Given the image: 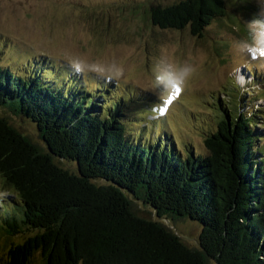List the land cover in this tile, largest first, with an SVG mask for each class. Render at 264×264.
Instances as JSON below:
<instances>
[{
  "label": "trees",
  "instance_id": "trees-1",
  "mask_svg": "<svg viewBox=\"0 0 264 264\" xmlns=\"http://www.w3.org/2000/svg\"><path fill=\"white\" fill-rule=\"evenodd\" d=\"M228 15L226 0L150 12L153 25L195 37ZM48 63L0 66V110L27 118L44 144L0 116V234H29L8 250L7 264H32L36 256L42 264H264L255 115L221 106L217 130L204 138L207 154L181 150L170 138L129 130L105 80L62 79ZM133 201L156 219L139 217ZM179 218L200 227L199 249L165 223Z\"/></svg>",
  "mask_w": 264,
  "mask_h": 264
},
{
  "label": "rangeland",
  "instance_id": "rangeland-1",
  "mask_svg": "<svg viewBox=\"0 0 264 264\" xmlns=\"http://www.w3.org/2000/svg\"><path fill=\"white\" fill-rule=\"evenodd\" d=\"M182 1L0 0V66L20 69L43 60L49 61L50 69L57 66L56 75L62 79L81 73L86 80H105L111 85L113 101L123 104L129 130L154 141L170 138L179 149L201 154H207L204 138L217 130L221 106L255 115L256 161L263 168L264 59L240 52L239 41L249 36L248 22L264 15V0H226L229 15L211 22L203 37L193 36L189 29L153 25L152 9ZM74 62L81 64L79 71ZM185 64L193 71L162 112L172 93L170 76L179 75ZM241 76L247 79L244 86L237 83ZM0 116L44 148L27 118L5 109ZM63 165L76 169L71 163ZM2 187L0 178V198ZM133 205L139 217L156 219L142 202L133 201ZM170 222L165 221L188 247L200 248L197 223L180 218ZM28 236L0 234V264H7L8 250L22 245ZM39 258L32 264H42Z\"/></svg>",
  "mask_w": 264,
  "mask_h": 264
},
{
  "label": "clouds",
  "instance_id": "clouds-1",
  "mask_svg": "<svg viewBox=\"0 0 264 264\" xmlns=\"http://www.w3.org/2000/svg\"><path fill=\"white\" fill-rule=\"evenodd\" d=\"M249 36L247 39H241L239 41V50L251 56L253 59H264V15L258 14L251 21L248 22ZM77 71L80 70L81 64L74 62L73 65ZM193 69L187 64L183 65L179 75H172L168 81L170 90L173 91L179 88L183 89L185 82ZM121 74H123V68H121ZM111 81V80H109ZM160 113L159 116H162Z\"/></svg>",
  "mask_w": 264,
  "mask_h": 264
},
{
  "label": "snow or ice",
  "instance_id": "snow-or-ice-1",
  "mask_svg": "<svg viewBox=\"0 0 264 264\" xmlns=\"http://www.w3.org/2000/svg\"><path fill=\"white\" fill-rule=\"evenodd\" d=\"M180 89L176 88L172 91V93L169 95V97L165 100V106L161 109V111H166L167 105L172 102V100L175 98V96L179 95Z\"/></svg>",
  "mask_w": 264,
  "mask_h": 264
},
{
  "label": "bare ground",
  "instance_id": "bare-ground-1",
  "mask_svg": "<svg viewBox=\"0 0 264 264\" xmlns=\"http://www.w3.org/2000/svg\"><path fill=\"white\" fill-rule=\"evenodd\" d=\"M243 75V74H242ZM239 79V81L242 83V84H246L247 82V79H245V77L244 76H241L240 78H238Z\"/></svg>",
  "mask_w": 264,
  "mask_h": 264
}]
</instances>
